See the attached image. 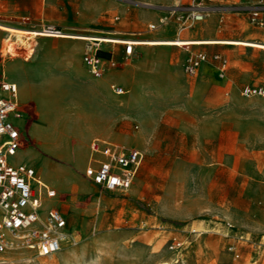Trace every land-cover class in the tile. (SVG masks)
Segmentation results:
<instances>
[{"label": "rangeland", "instance_id": "rangeland-1", "mask_svg": "<svg viewBox=\"0 0 264 264\" xmlns=\"http://www.w3.org/2000/svg\"><path fill=\"white\" fill-rule=\"evenodd\" d=\"M104 1L106 8L98 15L97 25L75 26L63 22L70 13H61L60 7L43 11L33 0H0V41L3 30L8 31L5 24L21 23L33 29L51 23L69 34L41 37L36 53L30 54L35 41L29 40L24 55L0 54V80L19 84L17 67L28 66L44 50L50 52L38 58L39 69L28 75L27 99H19L21 118H12L22 133L21 147L8 161L33 167L55 190L52 197L42 193V209L59 208L74 236L51 255L25 249L3 252L0 264H159L164 260L170 264H264V104L252 102L261 97L241 94L245 84H264V25L255 26L250 20L252 10L264 15V0ZM194 11L202 13V19L192 20ZM155 12L162 14V21L148 17ZM136 14L142 15V23L135 20ZM167 23H173L171 36L221 41L200 45L206 52L203 62L213 65L211 71L204 79L198 71L187 74L184 59L185 77L175 88L177 102L155 105L156 88L146 86L137 91L130 109L139 114L149 109V123L145 117L139 124L131 114L124 128L123 122L112 126L114 136H91L116 109L110 100L95 94L105 90V81L94 88L74 84L70 71H64L61 79L55 77V67H66L61 57L53 55L63 47L59 41L79 43L82 64L87 67L88 34L114 30L108 35L113 37L131 30L151 32ZM148 24L156 28L148 30ZM15 29L20 31L14 34L16 39H23V30ZM33 32L26 35L32 37ZM169 41L151 39L148 44ZM102 46L118 49V44ZM213 53L226 59L224 69L218 67ZM125 90V95L131 93L126 86ZM215 97L223 102L242 99L220 105L214 103ZM130 102L133 99L126 100L127 106ZM218 107H222V126L214 127ZM248 119H253L252 125ZM232 122L238 126H231ZM146 124L140 147L143 163L130 189L104 190L84 177L91 138L135 144Z\"/></svg>", "mask_w": 264, "mask_h": 264}, {"label": "built area", "instance_id": "built-area-1", "mask_svg": "<svg viewBox=\"0 0 264 264\" xmlns=\"http://www.w3.org/2000/svg\"><path fill=\"white\" fill-rule=\"evenodd\" d=\"M203 14L192 12L191 19H202ZM250 20L255 26L264 25V15L260 10L250 12ZM7 25V24H5ZM10 26V25H7ZM12 27V26H11ZM153 28V25H150ZM16 28V27H13ZM19 28V27H18ZM21 29V28H19ZM0 54H25L26 43L34 42L31 38L47 37L48 35L62 37L69 35L58 25L47 23L34 31V35H26L30 31H22L23 39H16L10 31H5ZM96 35L87 36L85 50L86 65L90 73L98 74L104 68L115 67L111 46L105 48L102 44L112 43L122 45L125 56L133 53L137 43L132 38L121 36ZM78 37L85 34H72ZM30 42V43H31ZM175 44H184L183 41H174ZM33 44L31 51H33ZM206 54L197 52L189 55L184 63V71L194 74L199 64L204 61ZM218 61V67H226V59L219 54H213ZM112 91L121 95L125 89L117 84H111ZM244 96H263L264 84L244 85L241 89ZM12 118H21L19 114L18 89L14 82L0 80V254L14 249L29 250L37 255H51L59 251L67 242L74 240L65 215L57 207L42 209V193L54 196L55 190L39 178L33 167L8 161L21 147L22 133L12 121ZM143 154L122 144L106 139L93 138L89 142L87 163L83 170L84 177L108 191H126L130 188L141 164ZM67 234L70 237H67ZM180 245L177 243L175 246ZM230 249V248H229ZM238 256L237 253L234 255Z\"/></svg>", "mask_w": 264, "mask_h": 264}, {"label": "crops", "instance_id": "crops-1", "mask_svg": "<svg viewBox=\"0 0 264 264\" xmlns=\"http://www.w3.org/2000/svg\"><path fill=\"white\" fill-rule=\"evenodd\" d=\"M59 0H33V2L36 4L39 3L41 8L47 11L53 10L54 7H60L61 13L66 12L67 15L70 13V16L65 18L63 22L69 24V25H75V26H94L98 24L97 17L98 15L106 8V3L104 0H61L63 2V5L58 2ZM71 4V6H69ZM1 16V14H0ZM145 16V15H144ZM143 16V17H144ZM151 19L162 21V14L160 12L151 13L148 15ZM135 20L139 23H142L144 21V18L139 17L137 14L135 15ZM47 24V23H46ZM8 25V24H7ZM57 25V24H54ZM150 25H153L154 27L151 28ZM12 26V25H10ZM59 26V25H58ZM173 23H167V26L165 28H162L158 31H143L140 30H131L127 34L128 35H120L121 37L125 38H132L136 40V44L133 47V53L130 56H125L123 53L122 45H118V49L116 52L114 51L113 47V57L117 61L118 67H107L104 68L101 72L98 74H92L89 72L87 67H84L82 64V48L79 43H71L70 41H59L63 45L62 49L57 50L53 53V55L61 57V61L65 63L66 67H55L56 70V78L61 79L64 76V71H70L71 74V80L74 84L78 85L81 83L89 84L92 87H98L101 83H106V88L104 91L97 90L95 93L99 98L110 100L113 104L114 108L116 109V114L109 119L106 123H104L100 128L94 130L91 134L93 135H102V136H114L115 132L111 130L112 126L116 123L120 125L122 123L123 128L125 126V119L131 116V114L134 116V118L140 123L143 122L144 118L146 117L148 119L149 123V117L147 115V112L138 113L136 110H131L132 104L137 99V91H142L146 88V86H151L156 88V100L155 105L162 104L164 102H177L176 100V94H175V88L181 85V79L185 77L181 63L183 62L186 57H188L191 54L197 53V52H203L206 54L205 50L200 47V45L206 44V43H213L220 40L217 39H204L201 37H182L180 35H174L171 36L170 29L172 28ZM16 28H21L23 31H31L38 28H29V27H23L21 23H18L17 26H12ZM119 27V25H117ZM114 28V29H117ZM149 29L152 30L155 29L154 24H148ZM86 28V27H83ZM80 28V29H83ZM91 29V28H87ZM114 30H108V33L113 34ZM122 31V30H119ZM4 32V31H3ZM124 33H126L123 30ZM5 36V32L3 33L0 41V48L3 43V38ZM118 36V35H117ZM44 38V37H42ZM41 37L37 38H31L33 41H35V47L33 51L30 52L36 53L37 48L41 44L42 41ZM47 38V37H45ZM151 39H168L170 40L168 44H148V41ZM183 41L184 44H175L174 41ZM208 40V41H206ZM43 42L49 43V40H44ZM221 42V41H220ZM114 46V45H113ZM174 46H182V49L175 48ZM191 47V49H190ZM50 54L47 50H44L42 54L37 57L36 59H32L27 64L28 66H20L17 67L18 72L20 73L21 80L19 84H17L18 89V102L19 99L25 101L27 99L26 94H28V75L31 73H34L35 70H38L39 68L36 67L39 63L38 58L45 55L47 56ZM213 54H219L220 53H213ZM24 55V54H23ZM222 56V55H221ZM264 65V61L262 62ZM211 67L213 65L209 62H201L199 66L197 67L196 72L198 71L200 74V78L204 79L205 76L209 71H211ZM103 74L107 75L104 78ZM111 84H117L122 86L125 89V86L129 89H131V93L128 95H125L126 90L123 94L117 95L115 94L111 89ZM247 85V84H245ZM248 85H261L259 83H252ZM246 98H249L250 96H245ZM254 97H261V98H253L252 102L256 103H263L264 104V95L263 96H254ZM133 102H130V104L127 106L126 100H132ZM242 98L241 97H232L231 101L223 102L221 97H215L214 103L217 104H236L240 103ZM127 110H129V114H127ZM232 114V113H230ZM222 107H218L214 109V127H221L222 126ZM141 117V118H140ZM231 121V120H230ZM249 125H252L253 119L247 120ZM147 123V124H148ZM143 126L140 130V137L141 139H136L138 142H134L135 144H138L136 146L133 144V142L129 143H123L118 140H109L111 142H116L119 144H122L129 148H134L138 151H140L143 154L144 153L140 149V147L143 146V130L147 126ZM231 126L237 127L238 124L232 122ZM137 127V126H136ZM122 129V128H121ZM120 130V126H119ZM135 134V133H134ZM90 136V137H91ZM134 136V135H133ZM99 138V137H94ZM93 139V138H91ZM89 140V142L91 141ZM105 139V138H101ZM124 140H130V137H124L122 138ZM88 151H89V143L87 145ZM143 158L141 161V164L138 168L136 177L133 180L132 185L134 184L135 180L137 179L138 172L142 166ZM131 185V186H132ZM130 186V188H131ZM129 188V189H130Z\"/></svg>", "mask_w": 264, "mask_h": 264}, {"label": "bare ground", "instance_id": "bare-ground-1", "mask_svg": "<svg viewBox=\"0 0 264 264\" xmlns=\"http://www.w3.org/2000/svg\"><path fill=\"white\" fill-rule=\"evenodd\" d=\"M1 24V23H0ZM7 27V26H6ZM8 29V31H10V32H12L13 34H20V31L19 30H17V29H15V28H13V27H8L7 28ZM18 36V35H17ZM67 237L69 238L70 237V235L69 234H67ZM66 245V244H65ZM159 264H170V262L169 261H167V260H164V261H162V262H160Z\"/></svg>", "mask_w": 264, "mask_h": 264}]
</instances>
